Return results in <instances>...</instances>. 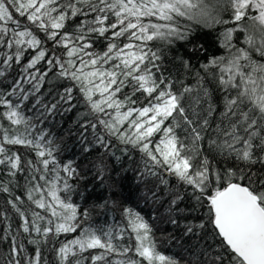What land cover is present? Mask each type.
Listing matches in <instances>:
<instances>
[{
  "label": "snow or ice",
  "instance_id": "6c2138e0",
  "mask_svg": "<svg viewBox=\"0 0 264 264\" xmlns=\"http://www.w3.org/2000/svg\"><path fill=\"white\" fill-rule=\"evenodd\" d=\"M251 10L255 13L250 15ZM17 14L28 26L22 25ZM225 14L229 19H224ZM111 15L115 22L106 23ZM142 16H158L166 23L145 24L140 22ZM181 18L186 21L181 23ZM232 22L220 33L224 54L199 64L195 71L190 60L181 61L194 84L180 81L179 90L174 92V81L163 75L157 80L160 54L145 51L147 42L159 41L164 46L176 41L191 43L190 36L199 28ZM72 24L75 30L68 31ZM92 36L109 41L103 56L88 51ZM125 36L141 42L136 45L137 52H124L133 47L130 43L117 49L113 41ZM49 43L50 49L46 47ZM59 48L64 49L67 59L57 54ZM114 51L121 63H114L111 70H100L99 63L106 64ZM198 51H204L203 46L194 44L191 52ZM89 65L96 70L84 72ZM16 67L19 72L7 85L10 90H0V104L6 106L4 115L13 125L25 127L23 132L5 131L3 140L33 148L37 159L22 161L19 154H9L0 143V165L8 167L13 177L23 173L29 206L50 215L30 211L19 195L6 201L19 217L13 231L8 213L0 212V222L7 225L0 228V243L6 241L9 248L7 264H41L43 247L49 240L55 244L60 234L78 229L79 236L52 248L57 264H89V259L91 264H140L133 259L110 262V254L120 252L113 243L116 237L112 229L84 227L77 221L68 182L76 171L72 162L62 165L66 174L62 177L52 142L44 143L47 138L42 131L38 138H29L30 130L46 122L49 115L75 110L73 92L77 87L92 116V120L84 116L81 136L91 128L93 139L104 149L112 146L109 137L138 148L146 157L147 171L160 177L163 192L158 189L152 198L164 209L166 223L182 229L180 243L186 242L187 255L181 259L185 264H264V179L245 170L256 163L264 165V0H0V78L6 80ZM53 72L56 79H67L71 86L57 92L54 102L45 103L43 86L51 84L48 77ZM129 84L133 92L120 100L117 94ZM137 91L148 94V103L140 108L132 106L137 103L133 98ZM97 93L99 99L95 98ZM31 99L36 102L28 111L37 113L35 117L27 116L22 108ZM169 120V126L161 127ZM126 121L130 135L121 127ZM160 132L163 136L153 150L152 137ZM205 140L207 148L203 147ZM229 160L233 166H228ZM237 162H243L244 168ZM162 173L174 177L175 185ZM52 174L54 180L49 179ZM55 181L62 182V189ZM0 191L11 193V188L0 183ZM46 197L52 202L46 203ZM124 212L131 218L139 257L148 264H179L156 250L152 228L139 213L128 208ZM83 217L86 221L87 210ZM27 245H35L34 250ZM89 249L93 254L83 257ZM130 251L124 246L120 254Z\"/></svg>",
  "mask_w": 264,
  "mask_h": 264
},
{
  "label": "trees",
  "instance_id": "16d2710c",
  "mask_svg": "<svg viewBox=\"0 0 264 264\" xmlns=\"http://www.w3.org/2000/svg\"><path fill=\"white\" fill-rule=\"evenodd\" d=\"M139 3L140 0H135ZM255 10H251L249 13L254 14ZM17 18L21 20L22 25L28 26V22L25 18H20L17 14ZM133 23H137L136 18L130 17ZM224 19H229L228 15H224ZM186 18H181V23H184ZM115 22L114 15L106 23ZM140 22L145 24L149 23H166L162 21L158 16L152 17H140ZM79 23V20L76 21ZM235 22L229 25H217L214 28H199L194 31L190 36L191 43L184 41H176L170 46H164L159 41L147 42L145 51L151 49L160 54L159 64L160 71L155 72L157 80L161 75L166 77L168 80L174 81L173 91H178L180 88L179 82L183 81L186 85H192L195 80L192 74L182 67V60H190L196 68H199V64L207 63V61L214 56H220L224 54L225 50L221 46L220 33L225 27L232 26ZM68 31L75 30V24L68 26ZM43 37V33L40 34ZM111 39V34L109 33ZM234 42L236 33L233 34ZM92 46L88 49L89 52L99 54L103 56V53L107 51L108 40L103 38H97L92 36ZM243 34L240 35V42L242 44ZM117 45V49L122 48L125 43L133 45L132 48L125 49L124 52L131 53L137 52L136 45L141 44L140 41L134 39H128L125 37L115 38L113 41ZM202 45L204 51H198L192 53L191 49L193 45ZM47 48H51V44L46 45ZM10 51V50H8ZM34 51V50H33ZM58 55H64L67 59L63 48L57 49ZM112 59L106 64L103 62L99 63L100 70H111L113 64H120L121 59L117 57L116 51L111 53ZM87 61V57H84ZM77 67L80 65L77 64ZM40 67L42 70L45 69V64L41 63ZM96 68L89 65L84 68V72L94 71ZM12 73L5 80L0 78V90L5 92L10 89L7 87L14 78H17L19 68L16 67L10 70ZM119 72V69H117ZM203 74V70H201ZM123 78V77H121ZM51 84H45L43 86V92L41 98L44 99L45 103L53 101V97L56 96L57 92L63 91L65 87L71 86L67 79H56L55 72L48 77ZM99 78H97L98 80ZM27 87V86H26ZM163 90V89H161ZM51 92L52 95H48ZM133 92L131 84L125 87L121 93L117 96L120 100H124L126 95ZM158 95V92L155 93ZM74 100L73 103L77 105L74 111L69 113L59 112L56 115H49L46 122L43 124H37L35 129H31L32 135L30 139L38 138L42 131L44 136L47 138L44 143L47 144L51 141V146L54 147V155L56 156L57 164L61 166L60 175L63 177L66 174L62 171V165L67 164L69 161L72 162L75 168V174L68 178V182L72 186V192L70 194V202L76 205L77 208V221L81 222L84 227L92 228H103L105 230L111 228L116 239L113 241L122 252V247H130L131 251L127 254L121 255L120 252L110 254V262L115 261H127L129 259L137 260L140 264H148L146 260L139 257L135 251V245L137 244L136 234L133 231L129 220L131 219L125 212L124 209H131L134 213H139L145 221H147L151 228V239L155 244L156 250L165 256L173 257L179 261V264H185L184 259L181 257L186 256L184 248L185 243H180L182 229L174 228L171 224L166 223V213L164 209L153 201L152 194L158 189L163 192V186L160 184V177L152 176L145 167L144 155L139 151L138 148H134L132 145H124L115 137H109L112 146L109 149L100 147L92 137V129L88 128L87 132L84 133V137L81 133L84 132L82 125L84 124V116L88 115L89 120H92V116L89 113V109L85 107L83 102V96L79 92L77 87L73 92ZM148 94L141 91H137L133 97L137 103L132 105L133 107H143L148 103ZM7 98V97H5ZM58 98V97H57ZM96 99H99V93L96 94ZM12 100H16V97H11ZM35 99H31L29 102H25L22 108L27 116L35 117L37 113L29 112L28 109L32 108L35 104ZM54 102V101H53ZM123 110H127L126 108ZM7 111L5 105L0 104V143H3L6 152L9 154L17 153L21 156L22 161L28 159L36 160L35 150L33 148H25L22 145H9L3 140L5 131L9 134L19 129L20 132L24 131V125H13L4 113ZM115 113H113L114 115ZM134 114V117L135 118ZM35 123V121H33ZM92 122H95L94 120ZM128 121L122 128L127 130L130 135L132 130L127 128ZM172 123L171 120L165 121L161 127L169 126ZM215 127V124H213ZM178 134L183 137V131H179ZM163 136V133H157L152 137V143L150 147L154 150L155 144ZM86 137V139H85ZM204 148L208 147L207 140L203 144ZM127 148L125 152L124 149ZM87 149V151H85ZM119 157V159H117ZM219 158V157H218ZM241 168H244L243 162H237ZM228 166H233V161L229 160ZM148 167H151L149 163ZM154 171H162L160 169H153ZM251 173L259 174L260 179H264V165L256 163L250 169H245ZM165 179L171 181L175 185L174 177L167 173H162ZM49 179L54 180V174L49 176ZM58 186L62 189L63 185L60 181H55ZM0 183L6 184L11 188V193H5L0 191V212L6 211L10 217L8 223H11L13 231L18 226L19 217H17L6 201L12 197L19 195L23 198V206L29 207V210L35 209L40 211L42 215H50V213L44 210L36 208L35 205H30L27 201L26 194L24 191V174L17 173L15 177L10 175L8 167L0 165ZM43 183V182H41ZM47 191V187H46ZM57 195L63 197L62 192H58ZM46 203L52 202L51 197H46ZM87 210L88 217L84 220L83 213ZM162 217H164L162 219ZM6 223L0 222V228L6 227ZM81 229L76 232L62 233L58 237L59 242L72 240L80 235ZM35 235V234H34ZM3 233L0 232V237ZM211 239V237H209ZM59 242L53 243L49 240L48 243L43 247L41 264H57L58 258L52 251L53 247H59ZM26 243V240H25ZM31 250H34L35 245H27ZM94 250H86L82 256L89 258L90 254H93ZM0 252L3 256H0V264H7V257L9 254V248L7 242L0 243ZM99 250H95V254H98ZM89 264H91L89 259Z\"/></svg>",
  "mask_w": 264,
  "mask_h": 264
}]
</instances>
